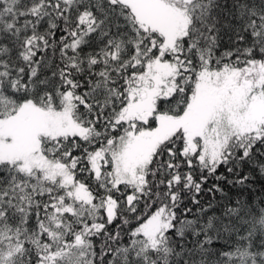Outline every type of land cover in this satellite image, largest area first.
<instances>
[{
  "label": "snow or ice",
  "instance_id": "snow-or-ice-1",
  "mask_svg": "<svg viewBox=\"0 0 264 264\" xmlns=\"http://www.w3.org/2000/svg\"><path fill=\"white\" fill-rule=\"evenodd\" d=\"M0 264H264V0H0Z\"/></svg>",
  "mask_w": 264,
  "mask_h": 264
},
{
  "label": "trees",
  "instance_id": "trees-1",
  "mask_svg": "<svg viewBox=\"0 0 264 264\" xmlns=\"http://www.w3.org/2000/svg\"><path fill=\"white\" fill-rule=\"evenodd\" d=\"M232 192L234 193V192H235V190L233 189V190H232Z\"/></svg>",
  "mask_w": 264,
  "mask_h": 264
}]
</instances>
